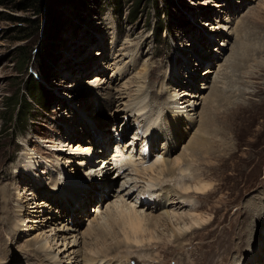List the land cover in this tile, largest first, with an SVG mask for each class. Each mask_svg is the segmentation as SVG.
Here are the masks:
<instances>
[{"label":"rangeland","instance_id":"374dc122","mask_svg":"<svg viewBox=\"0 0 264 264\" xmlns=\"http://www.w3.org/2000/svg\"><path fill=\"white\" fill-rule=\"evenodd\" d=\"M23 3L24 0H0V264H54L51 255L59 250L61 264H68L70 261L65 262L67 255L64 256L68 252L61 255V238L66 232L58 229L72 225V234L76 227L85 232L97 217L101 201L105 212L106 204L117 200L124 188L122 194L126 195L131 187L127 184L133 175L129 177L128 158L120 164L126 173L123 178L111 172L99 175L106 182L98 183L87 174L90 168L85 166L82 174L77 172L69 180L64 177L62 189L54 188L56 183L42 172L55 173L61 164L65 169H75L81 160L77 157L70 162L71 147L60 145L59 140L65 145H85L94 135L104 133L112 141L109 157L122 134L120 143L126 146L123 155L136 158L142 143L137 141L135 148L127 144H133L138 132H143L140 126L145 121L141 122L144 118L138 112H131L132 104H126L144 95L145 112L151 116L160 114L158 125L166 127L164 117L171 108L170 100L176 99L170 97L174 87L169 86L173 85L171 79L177 81L174 94L181 101L194 100L189 96L182 98L181 91L196 94L199 90L200 98L208 97L218 68L224 64L222 58L228 57L222 102L212 107L213 120L217 121L212 129L216 133L206 138L213 148L212 155H195L189 149L198 134L204 105L200 100L202 105L194 114L197 125L186 117L178 123L179 142L169 146L173 147V154L162 152L166 142L163 138L152 150L155 153L149 156L151 162H147L154 164L160 153V159L187 154L189 163L183 166L188 171L177 169L172 178L162 177L163 182L171 189H180L181 177L190 181L198 174L210 176L206 182L212 188L201 198H194L193 204L203 205L199 211L211 222L187 232L181 243L169 238L167 231L160 232L158 247L129 251L127 256L131 264H258L253 253H263L259 264H264V0H84L77 6H49L42 15L25 8ZM49 8L62 15V25L53 32L52 39L47 26ZM35 19L41 23L39 29L31 27L30 20ZM236 26L244 28L240 56H232V50L238 48L239 37L233 31ZM51 43L47 57L41 50ZM22 46L29 51L31 60L27 69L20 70L17 58ZM207 69L211 72H205ZM30 73L37 81L31 86L34 98L25 86ZM102 89L107 93L110 89L115 97L120 95L121 101L107 105ZM22 94L31 103L27 105L29 116L16 118L14 110L11 120V103L20 100ZM224 97H234L230 101L233 107L227 106L230 103ZM238 106L242 109L235 110L234 119L230 112ZM157 122L153 128L160 127L155 125ZM79 131L87 134L83 137L77 134ZM27 158L39 165L33 171L36 177L25 171L26 166L20 168ZM99 164L98 161L93 167ZM105 184L110 189L107 192L99 188ZM162 187L166 189L165 185ZM57 191L64 192V197L55 196ZM133 191L131 201H137L144 193L138 187ZM66 194L71 202L80 195V199L88 200L82 209L74 206L77 214L70 217L54 211L53 216L50 212L42 218L35 216V204L43 199L62 213ZM146 194L142 196L145 198ZM6 220L10 223L8 228ZM12 228L16 230L12 232ZM47 237L56 238L53 245H59L52 254L36 252L38 243ZM124 249L121 252L127 251ZM122 255L109 258L115 264H128L130 261L121 260Z\"/></svg>","mask_w":264,"mask_h":264},{"label":"bare ground","instance_id":"6f19581e","mask_svg":"<svg viewBox=\"0 0 264 264\" xmlns=\"http://www.w3.org/2000/svg\"><path fill=\"white\" fill-rule=\"evenodd\" d=\"M233 31L237 33V37L239 38L237 40L238 48L235 47L234 50H232L233 53L232 56L235 54L237 56H240L239 55V52L241 50L240 40L244 41V34H243L244 28L240 27L239 29L236 26ZM226 50L227 48L225 49V51ZM229 58L230 57L225 59L222 58V60H224V64L220 65L218 68L214 86L212 87L210 95L208 97L200 98L201 94L199 93L200 92L199 90L197 91L196 94H194L193 92L187 93L181 91L182 94L180 95L181 97L183 96L182 98L189 96L190 98L194 99L193 101H190V99L188 100L187 98L186 101L185 100L181 101V99H177V94H174L175 91H177V88H175V84H177V81H175V79H171L170 84L173 85H169V86L170 87L174 86V87H171L172 91H170V97L171 98L176 97V99L170 100L169 104L171 108L170 107H169L170 109L168 108L169 112L164 117L165 120L164 122L166 124V127L163 125H158L160 114L151 116L148 115L149 113L145 112L146 107L144 105H146L145 104L146 97L144 95L139 97L137 100L134 101L132 100L131 103L126 104V105L132 104V107H129V109L133 108L131 112H138L139 116H141L140 118H144L141 122L143 123L145 121L143 125L140 126L141 129L143 128V132H138L136 130L138 132L137 134L138 137L134 135L136 138L133 139L134 140L133 144L128 143L127 146L128 147L133 146L135 148L137 145H139L137 141L141 143H145L148 140L150 144V149L148 150L150 151L144 154L143 153L144 145L142 144L143 146L141 147L142 153L140 151L139 155L137 156L138 158L137 157L134 158L135 155L133 156L132 154L128 155L127 158L130 159V163L128 162L130 164L129 165L130 168L129 167L128 168L131 170V172L129 173V177H131L130 174H133L132 177L130 178L132 182L129 181L127 182V184L131 186L129 188V191L126 192V195L122 194L123 191H125V188L124 190L120 191L121 195L117 197V200L114 199L115 201H111L109 202V204H106L107 206L105 212H103L104 209L103 207H105V205H103V201H101L98 206L97 217L95 218L94 221L90 222L88 229L85 232H80L76 227L74 234H72L71 232L74 228L72 225H70L69 221L68 223L70 226L64 225L63 228L61 227L58 229V231L66 232L65 235H63L61 238V241H63L61 246L64 247L61 255H63V253L65 252H68L64 254V256L67 255V261L65 262L70 261L68 264H106L105 262H107V264H112L113 261L109 257L121 253L123 254L122 257L119 256L121 257V260L124 263L125 261L127 262L130 261L128 264H131V260H130L131 258L127 256V253L129 251H131V253L142 251L143 248L148 246H152V247L157 245L159 246L161 244L159 237L160 232L167 231L169 233V238H174V240L177 243L178 241L181 243L182 240L186 238L187 232L199 227L202 228L203 225L209 224L211 222V220L208 218L206 214L205 216L202 214V212L199 211L200 209H202L201 206L203 205L199 207V205L195 206L193 204L194 198L196 197L201 198L204 194L208 193L209 190L212 188V184L206 182L208 181L209 179L208 177L210 176L206 175L205 177H203L202 174L201 175L198 174L197 176L193 177V180L190 181L187 180L188 178L186 177H181L179 179L180 181H178L181 182L182 185L180 189H171L169 185L163 182L165 177L172 178L173 175L176 173L177 169H179L181 172L186 170V168L184 169L183 165L185 164L188 165L187 163H189L186 160L187 154L186 155L182 154L175 158L172 157L173 159L164 158L162 156V158L160 159L161 157L159 156L161 155L160 153L157 154L156 156L157 159L154 164H148L147 162H151L148 160L149 156L155 153V151L152 152V150L156 149L159 140L163 138L166 142L163 143L164 150L162 152L166 151V154L169 155L170 153V156L173 154L172 151L173 147L175 146V144H178L177 142H179L176 131V129L179 130L178 123H180L181 119H185L186 117L189 123L195 125L197 119L195 118L194 114H197L199 106L202 105L201 103H204V105H203V110L199 115L200 119L198 122L199 123L198 134H196L192 138L191 142L189 143V149H191L192 152H195L193 153L195 155H198L197 153H200L201 155H212L213 148L208 146L206 138L207 136L212 135V133H216V131H213L212 129L214 124L217 122L216 120H213L214 113L212 111V107L220 106L222 102V96L225 89L224 80L228 75L227 66L229 65L230 62ZM208 70L209 69H207L205 72L210 73L211 70L210 71ZM105 90H103V92L106 93L107 96L106 97L108 102L107 105L109 104L113 106L115 102L118 104V102L121 101L122 97L119 94H118L119 97H115V95L110 92L111 91L110 89L108 90V93ZM234 97H229V100L224 97L223 100L230 103L227 105L228 107H233V105L231 106L232 104L231 102ZM200 100L201 103L199 102ZM181 102L187 103L186 107L185 105L183 106ZM232 109L233 110L230 112L231 113L230 116L234 118V115L236 114L235 110L242 108L241 106L240 107L238 106ZM246 109L248 110L249 108L247 107ZM155 121H158L155 125H157V127L160 126L159 128L152 127L154 126ZM77 134L84 137L87 133L86 131L83 132L79 131ZM103 134L104 133H99L98 135L96 134V137L94 135V137H91L88 141L84 142L85 145L83 144H78L76 146H73L71 144L65 145V143L62 142V140L58 141L60 145L64 144V146L71 147L72 150L70 149L69 153L72 155V158H70L71 160L70 162H74L77 159V157H80L81 160L76 165L77 167L75 169H70V167L65 169L64 165L61 164L57 170H54L55 173H53V171H51L52 174L49 171L42 172L45 175L48 174L49 177H51V181L56 183L54 185V188L56 187L59 190L62 189L61 183L64 177H66L67 180H69L70 176L77 174V172L82 174V172L85 170V166L86 168L88 167L90 168V172L87 174H89L90 176L92 175L93 176L92 180L98 181V183L106 182V180H101L100 178L111 172L114 173L117 172L116 174L119 176V178H123V176L126 175L124 171L125 169L120 166L121 163L118 157L115 155H113L112 157L111 155H109L108 157L107 149L110 148L109 144H111L112 141L109 142V136L106 135V137H104ZM169 146L170 147L173 146V147L169 149ZM73 149L75 151H73ZM125 149L126 146H124L123 144L121 146V150H119L121 155H123V153H126ZM134 151L135 149L133 150V152ZM98 161L100 162V164L103 163V165L99 164L98 167H96L95 165L93 167V164H95L96 162L98 163ZM25 166L27 167L25 171L29 172L32 178L36 177L33 171L35 170V167L39 166L37 164V161H33L32 159L27 158L26 160L23 161V164L20 166V168L24 169ZM187 171L188 170H186V172ZM55 175H58V180H55ZM162 177L164 179H162ZM197 178L198 180H196ZM203 178L205 181L203 180ZM160 184L165 185L166 189L162 187L163 185L160 188L159 187ZM124 185L126 186V183ZM135 187L143 188V192H144L142 193L143 195L147 193L145 195L146 196L145 198L141 194V196L138 199L140 200V202L138 200H137L138 202L136 201L137 196H135L136 199L134 201H131L132 196H134L135 194L133 193ZM99 188L107 192L106 189L108 190L109 186L105 184L104 186L100 185ZM64 194H65L64 192L60 193L59 191H57V194L55 196L64 197ZM164 194H166L165 197H161V195L164 196ZM34 196L36 197V193ZM80 196L78 197L77 200H72L73 202H71L67 196V200L66 202H64L66 204V205L64 204L65 212L63 211L61 213L60 210L57 209L55 210L54 206L52 204H49L47 201H45V199L38 201V203L35 204L36 205L35 209L36 208L38 209L33 212L36 214L35 216L39 218L45 217L44 214L47 215L49 212L50 215L53 216L54 215L53 211L54 213H59L70 217L71 214H77L76 210L82 209V207H84L83 204L88 200L86 198L82 199V197L80 199ZM74 206L77 207L76 210ZM184 209H188V211L181 212ZM83 211H85V209H83ZM86 216L88 215H85L84 219H86ZM45 220H47V217L44 219V222ZM20 221L23 222V220ZM57 223L60 224L61 222H57ZM6 224L8 228L10 224L8 220H6ZM15 230H16L15 228L11 229L12 232ZM55 240L56 238L51 239V237H47L45 240L40 241L38 243V247L36 246L37 248H35L34 250L36 252L43 250L42 252H45L46 254H52L53 251L55 250V246L59 245L57 243L55 244V246L53 245V242ZM109 241H112L111 245H109L110 243ZM124 248H126L127 250L126 252L124 251L125 253L121 252L122 250H125ZM60 252L61 250L58 251V254L56 253L54 255L55 253L54 252L53 253L54 256L51 255L52 256L51 260H53L52 263L61 264L62 260L59 258ZM261 254L256 255V253H253V255H255L253 256V259L258 264L262 260L260 259Z\"/></svg>","mask_w":264,"mask_h":264},{"label":"trees","instance_id":"16d2710c","mask_svg":"<svg viewBox=\"0 0 264 264\" xmlns=\"http://www.w3.org/2000/svg\"><path fill=\"white\" fill-rule=\"evenodd\" d=\"M83 2L84 0H24L23 4H25L26 6L25 8H29V9L32 8L35 13H37L38 15L39 14L42 15L48 9L49 6H53V5L61 6L62 4H72V5L77 6V5L82 4ZM50 8H49L50 11L48 10V14H47V26H48V29L51 30L53 33L54 31H56V29H58L62 25V15L60 11H57V9L55 11V9L53 8L50 9ZM30 22L32 23L31 27L33 28L36 27L37 29H39V25L41 24L39 20H36V19L30 20ZM54 36L55 35L53 33V35L52 34L50 35V38L52 39L54 38ZM50 38L49 40H51ZM52 46H53L52 43L49 44V47L43 48L41 52H43L45 56H47L49 53H51ZM40 58L42 59V56ZM30 60H31V57L29 55V51L26 50V48H24L23 46L20 47L19 52H18V58H17V62L20 64V67H19L20 70L27 69V65L30 62ZM32 84L33 85L37 84V81L34 78V76H32V73H30V80H27L25 82V86H26L28 94L31 97L33 96L35 97V94H33L32 89H31ZM11 104L13 105L12 115H10L11 120H13L12 118H14L13 115L15 116L14 114L15 112H13L14 110L15 111L17 110L16 118L17 116H19V118H22V117L27 118L29 116L30 109L29 107H27V105L31 103L28 100V98H26L25 94H22V96L20 97V100L15 101ZM26 107L28 108L27 112L24 111ZM72 142L74 143L75 141L72 140Z\"/></svg>","mask_w":264,"mask_h":264}]
</instances>
